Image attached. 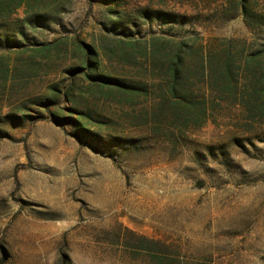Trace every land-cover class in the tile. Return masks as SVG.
<instances>
[{"label": "rangeland", "instance_id": "374dc122", "mask_svg": "<svg viewBox=\"0 0 264 264\" xmlns=\"http://www.w3.org/2000/svg\"><path fill=\"white\" fill-rule=\"evenodd\" d=\"M0 1L14 38L0 48V264H264V113L212 92L200 55L183 92L201 127L158 108L180 42L261 51L260 84L264 0H248V23L226 0ZM154 38L166 41L155 58ZM99 75L144 90L102 88Z\"/></svg>", "mask_w": 264, "mask_h": 264}, {"label": "trees", "instance_id": "16d2710c", "mask_svg": "<svg viewBox=\"0 0 264 264\" xmlns=\"http://www.w3.org/2000/svg\"><path fill=\"white\" fill-rule=\"evenodd\" d=\"M112 1L117 2V0ZM193 1L195 0H182L181 7H191ZM226 1L227 10H231L228 15L231 18L241 15L248 23L250 16H252L249 11L248 0ZM1 2L0 10H2ZM23 2L24 0H9V3L6 4L7 10H11L13 5H16L14 10H17V8L22 6ZM48 11L54 14L58 12V10ZM39 14L38 12H34L26 17L27 24L35 30L38 27V20L41 18ZM141 14L150 20L154 18L166 24H184L188 19V16L185 14L165 11L164 9H158L152 12L149 9H144L141 10ZM0 31L2 30L0 29ZM19 33L23 36L25 35L22 27L19 28ZM13 41L14 38L11 34L8 32H0V48L10 47ZM162 42L166 41L162 38L153 39L150 48L153 58L161 50L166 48L162 47L165 45ZM167 53L170 57L171 77L169 80V89L172 94V100L169 101V99L165 98L158 108L160 111L165 112L163 116L170 123H173V125L180 126L181 128H189L191 125L201 127L200 121L205 119L200 113L193 112L195 102L189 98V94L183 92L187 85L185 71H189L187 63L190 58L196 55H200L202 60L204 74L208 79L207 86L212 92L219 94L220 99L237 104L250 114H254L258 108L259 111L264 113V71L260 79V84L254 83V77L252 78L254 72L253 64L257 60V57L262 54L261 51L246 55L243 50L234 52L232 46L229 44L227 47L218 51L207 47L201 54L192 44L180 42ZM239 75L243 77L242 87L238 85ZM96 80V84L102 88H108L124 94H136L144 90L142 86L138 87L107 75H99L96 77ZM168 102L169 104H167ZM203 116L205 117V114Z\"/></svg>", "mask_w": 264, "mask_h": 264}]
</instances>
